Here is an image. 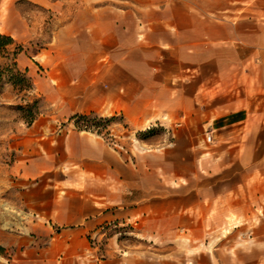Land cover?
<instances>
[{
  "label": "crops",
  "instance_id": "crops-1",
  "mask_svg": "<svg viewBox=\"0 0 264 264\" xmlns=\"http://www.w3.org/2000/svg\"><path fill=\"white\" fill-rule=\"evenodd\" d=\"M116 1L66 8L38 55L54 113L27 127L14 169L39 229L0 264H177L163 257L198 252L215 220L216 172L222 221L238 186L264 195V0ZM77 114L120 116L110 135L126 151Z\"/></svg>",
  "mask_w": 264,
  "mask_h": 264
},
{
  "label": "rangeland",
  "instance_id": "rangeland-1",
  "mask_svg": "<svg viewBox=\"0 0 264 264\" xmlns=\"http://www.w3.org/2000/svg\"><path fill=\"white\" fill-rule=\"evenodd\" d=\"M110 3L118 2L116 0H0V31L5 34L7 30L10 31L11 36L23 46L24 49L20 54L23 60L29 62L30 67H25L24 64L19 66L28 69V75L34 84L31 92H19L11 85H7L0 92V247L2 248L0 261L5 262L14 254L17 249L14 243L16 235L37 237L39 229L37 221L24 203L22 185L14 169L21 155L22 138L26 136V129L29 126L16 106L26 104L33 98H41V110L38 116L54 113L50 103L38 91V79L49 69L46 61L39 60V53L55 41L58 37L57 32L66 24V8H70L68 14L72 16L74 8L79 5L86 6L87 10H94L95 7ZM120 121L122 118L116 116V120L108 126L102 124L96 128L84 121H80L78 126L98 131L108 141L118 142L115 136L110 135L112 133L110 128L113 126L121 128L117 125ZM173 127L175 128L173 124L168 127L159 126L156 133L172 134ZM124 136L132 142H137L140 138L138 133L129 134L125 130ZM215 176L218 195L222 196L223 178L226 174L220 169ZM234 178L237 179L238 174ZM228 195L237 202L231 207L229 218L224 221L219 218L223 212L220 196L219 202L214 207L215 220L207 227L206 236L199 238V251L168 253L163 257L166 258L167 263L176 260L177 264H264V195L256 199L252 188L241 189L239 186ZM240 199L243 201L242 211L248 215L253 214L252 220L243 221L234 213L239 211ZM255 214H258L259 219H256ZM110 227L109 225L105 228ZM121 228L126 229V227ZM122 236L126 237L124 234ZM154 257L158 256L151 254V258Z\"/></svg>",
  "mask_w": 264,
  "mask_h": 264
},
{
  "label": "trees",
  "instance_id": "trees-1",
  "mask_svg": "<svg viewBox=\"0 0 264 264\" xmlns=\"http://www.w3.org/2000/svg\"><path fill=\"white\" fill-rule=\"evenodd\" d=\"M23 49V46L11 35L0 32V92L7 85L13 86L19 92H31L33 90L34 84L28 75V69H22L18 64V56ZM16 108L23 114L28 125H31L40 114L41 98H33L26 104L17 105ZM72 119H75L78 125L80 121H84L97 128L102 124L108 126L116 120V116L108 118L96 114H77ZM153 133L155 132L140 133L139 137L147 138Z\"/></svg>",
  "mask_w": 264,
  "mask_h": 264
},
{
  "label": "built area",
  "instance_id": "built-area-1",
  "mask_svg": "<svg viewBox=\"0 0 264 264\" xmlns=\"http://www.w3.org/2000/svg\"><path fill=\"white\" fill-rule=\"evenodd\" d=\"M206 140H207L208 143L213 142V136H212L211 133L207 134ZM109 144H110L111 147H113L115 149H118L120 151H126V148L123 145H121L118 142H116L115 140H110Z\"/></svg>",
  "mask_w": 264,
  "mask_h": 264
}]
</instances>
